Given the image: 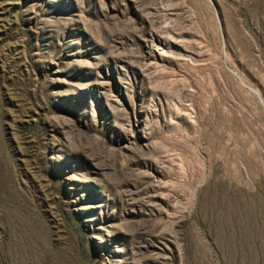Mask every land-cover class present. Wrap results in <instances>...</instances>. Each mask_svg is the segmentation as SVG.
<instances>
[{
    "label": "rangeland",
    "instance_id": "rangeland-1",
    "mask_svg": "<svg viewBox=\"0 0 264 264\" xmlns=\"http://www.w3.org/2000/svg\"><path fill=\"white\" fill-rule=\"evenodd\" d=\"M0 264H264V0H0Z\"/></svg>",
    "mask_w": 264,
    "mask_h": 264
}]
</instances>
